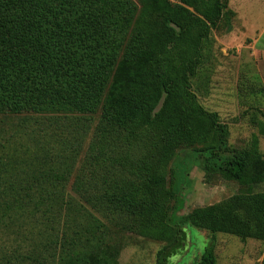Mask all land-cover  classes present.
<instances>
[{"label": "trees", "instance_id": "obj_1", "mask_svg": "<svg viewBox=\"0 0 264 264\" xmlns=\"http://www.w3.org/2000/svg\"><path fill=\"white\" fill-rule=\"evenodd\" d=\"M229 1L0 0V232L42 246L0 264H99L111 228L164 242L156 264L190 227L213 235L194 264L217 263L218 233L264 243V114L230 150L192 85ZM193 162L239 190L180 215Z\"/></svg>", "mask_w": 264, "mask_h": 264}, {"label": "rangeland", "instance_id": "obj_2", "mask_svg": "<svg viewBox=\"0 0 264 264\" xmlns=\"http://www.w3.org/2000/svg\"><path fill=\"white\" fill-rule=\"evenodd\" d=\"M229 5L237 15L234 18V28L230 32H225L223 27L221 30L213 31L212 41L205 45L204 64L199 68L197 76L192 79V85L200 103L207 110L217 112L221 121L228 124L230 129L229 146L230 150H234L243 149L251 135L258 133L257 128L245 129L244 125H241L242 116L233 110L234 106L237 108V103L246 108L254 107L255 101H257L253 99L255 94L250 92V89L254 88L253 90L256 91L257 88H260L261 83H256V79L260 81L264 74V65L262 66L264 61V0H230ZM240 16L241 18H239ZM243 24L251 26V31L257 35L259 41L257 49L260 53L261 64H254L255 74L248 71V62L252 60L247 52L249 40L243 39L240 42L239 38L232 34L236 28H238L236 31L238 34H240L239 28L245 30ZM238 77L243 78L242 82L239 79V85ZM250 80H252V84L249 83ZM236 90L240 100L233 98L237 95ZM259 102V106L264 108V100L260 99ZM18 119L16 118L15 121ZM27 124L24 123L26 128L22 127V131L33 132L34 127ZM259 137L261 150L264 153V136L260 135ZM24 142L21 143L30 146L33 144L30 143L27 136H25ZM78 164H80V160L76 165ZM187 178L183 188L185 206L180 210V215L188 213L195 207L221 202L239 190V185L232 181L218 180L214 183H207L205 172L197 162L189 165ZM258 189L264 190V184L259 185ZM16 230L17 228L0 232V245L8 250L20 248L22 251L25 248L38 251V248L42 247L39 244L34 247L28 240L22 242L24 234H19ZM187 232L189 242L184 243L186 249L179 250L174 254L170 259V264H194L200 259L213 236L208 231L194 227L187 229ZM36 240L40 243V237H36ZM21 244H23L22 248ZM163 245L164 242L161 241L111 228L109 234L104 238L98 263L156 264L157 252ZM215 253L216 264H264V243L256 239L242 240L234 235L218 233Z\"/></svg>", "mask_w": 264, "mask_h": 264}, {"label": "crops", "instance_id": "obj_3", "mask_svg": "<svg viewBox=\"0 0 264 264\" xmlns=\"http://www.w3.org/2000/svg\"><path fill=\"white\" fill-rule=\"evenodd\" d=\"M239 18H241V16ZM243 26L245 27V30H243L242 28H239L240 34H238L236 32L238 28H236V31H234L232 34L234 36H237L239 38L240 42H242L241 40H243V39L244 40L245 39L249 40V44L247 45V52H248V55H250V57L252 58V60L248 62V68H249L248 71H250V73L255 74V71H254V67L255 66H254V64L260 63V61H261V57L259 56L260 53H259V51L257 49V44H258L259 41H258L257 35H255V33L251 31V26H246L244 24H243ZM263 65H264V61L262 62V66ZM239 79L240 78L238 77V79H237L238 80V85H239ZM242 81H243V78L240 79V82H242ZM249 83L252 84V80H250ZM256 83H259V84L261 83V86H259L260 88H257L256 91L253 90L254 88L250 89V92H254V94H255V96H253V99L258 101V102L255 101L254 107H246V108H244L240 103L239 104L237 103V108H235V106H234V110H233V112H235V113L237 112V113H239L242 116L241 125H244V128L245 129H249V130H253L254 128H257V124L254 125V124H252L250 122V119H249L250 116L252 114H254V113H256L258 116H262V114H264V108H261L259 106L260 105L259 100L260 99L264 100V74H263V79H261L260 81H258L256 79ZM235 93L237 95L235 97H233V98L237 100V99L240 98V96L238 95L239 93H238L237 90H236ZM243 115L246 116V117L244 118ZM247 116H249V117H247ZM260 142H261V139H260Z\"/></svg>", "mask_w": 264, "mask_h": 264}]
</instances>
